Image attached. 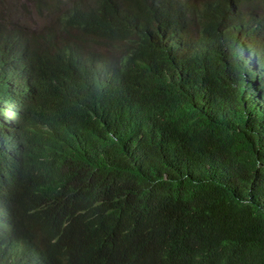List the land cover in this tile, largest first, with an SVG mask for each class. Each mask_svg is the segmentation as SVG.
Returning a JSON list of instances; mask_svg holds the SVG:
<instances>
[{"label": "trees", "instance_id": "16d2710c", "mask_svg": "<svg viewBox=\"0 0 264 264\" xmlns=\"http://www.w3.org/2000/svg\"><path fill=\"white\" fill-rule=\"evenodd\" d=\"M126 1L133 20L98 0L60 19L67 39L16 34L34 65L22 84L0 66L7 207L40 209L42 226L57 220L50 230L64 232L69 248L79 242L81 258L138 239L148 258L170 264H264V77L245 87L234 58H183L158 37L178 26L218 35L231 16L226 3L264 12V0L196 9ZM80 41L119 46L112 56L87 54ZM12 47L0 54L9 59Z\"/></svg>", "mask_w": 264, "mask_h": 264}, {"label": "clouds", "instance_id": "9594fccd", "mask_svg": "<svg viewBox=\"0 0 264 264\" xmlns=\"http://www.w3.org/2000/svg\"><path fill=\"white\" fill-rule=\"evenodd\" d=\"M23 3L19 9V3ZM126 13L128 18L133 20V10L127 5L126 0H114ZM186 5L194 9L202 7L209 0H182ZM98 0H0V49L6 50L7 46L13 50L9 59L0 54L1 70L8 75H14L22 84L26 79V72H30L34 65V60L30 57L28 45L20 41L21 35H16L20 28L28 32L29 36L40 35L46 31H56L59 38L67 39V34L59 30V21L76 9L81 10L95 9ZM8 5H14L15 10ZM26 3L34 9L44 28L38 30L29 29L23 20L30 13L26 10ZM51 7L52 11L47 12ZM231 10V16L225 29L218 33L205 35L196 28H176L165 29L158 32L161 43L168 50H182L183 58L192 56H201L209 51L211 56H217L221 62H229L234 58L240 64L241 79L240 82L246 87H254L256 77H264V12L248 11L232 3H226ZM67 20V18H65ZM83 20L77 19L73 33H77L82 26ZM135 25L130 26V30L135 31ZM137 33V32H136ZM136 33H133L135 35ZM139 33V32H138ZM144 36L150 40L151 36ZM89 34L85 33L83 36ZM37 36V35H36ZM220 38H218V37ZM10 39L16 41H10ZM32 39V38H28ZM122 41L124 37L120 38ZM85 53L101 54L112 56L118 44L98 45L90 41H80ZM124 42V41H123ZM122 42H120L121 44ZM119 53L122 51L119 49ZM18 55L22 56V61L15 62ZM30 64V65H28ZM225 65V64H224ZM239 67V68H240ZM232 68V67H231ZM9 86V85H8ZM7 188L3 186L0 190V264H170L171 261L162 254L161 259L150 253L151 258L145 255L143 251V242L138 239L123 243H114V251L95 250V254L87 258L80 256L79 242L70 244L64 232H52L51 226L57 221L48 219L46 225L38 224L34 218L42 216L40 209H21L8 208ZM59 219V218H58ZM147 249V248H146ZM125 250L126 253H123ZM122 252V253H121ZM159 254V253H158ZM90 259H94L91 261ZM153 261H155L153 263Z\"/></svg>", "mask_w": 264, "mask_h": 264}, {"label": "rangeland", "instance_id": "374dc122", "mask_svg": "<svg viewBox=\"0 0 264 264\" xmlns=\"http://www.w3.org/2000/svg\"><path fill=\"white\" fill-rule=\"evenodd\" d=\"M10 0H7V2H9ZM23 2L20 1L19 3V9H20V6ZM5 6L6 7H10L11 9L15 10V6L12 4V5H8L5 3ZM27 12H29L30 14L27 15L25 17V20H23V22L25 23V25L29 28V29H32V30H38V29H42L44 28V24L42 22V20L36 16L35 12H34V9L32 8V6L28 3H26V10Z\"/></svg>", "mask_w": 264, "mask_h": 264}]
</instances>
